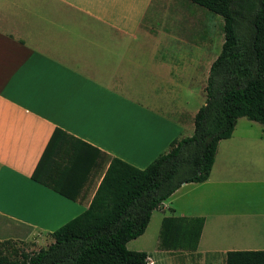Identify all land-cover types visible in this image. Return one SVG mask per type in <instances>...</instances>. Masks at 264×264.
<instances>
[{
    "label": "crops",
    "instance_id": "1",
    "mask_svg": "<svg viewBox=\"0 0 264 264\" xmlns=\"http://www.w3.org/2000/svg\"><path fill=\"white\" fill-rule=\"evenodd\" d=\"M208 13L189 0H0V242L46 248L88 208L113 159L144 169L192 135L224 41L222 17ZM242 119L218 143L208 179L183 184L134 239L155 215L159 225L200 217L197 248L160 250L157 236L137 249L148 264L264 251V207L214 210L199 196L214 173L264 182V127L238 128Z\"/></svg>",
    "mask_w": 264,
    "mask_h": 264
},
{
    "label": "trees",
    "instance_id": "2",
    "mask_svg": "<svg viewBox=\"0 0 264 264\" xmlns=\"http://www.w3.org/2000/svg\"><path fill=\"white\" fill-rule=\"evenodd\" d=\"M189 1L221 16L224 35L192 135L144 169L113 159L88 208L54 231L53 243L26 253L2 241L0 264H148L127 243L144 233L152 212L183 184L208 179L218 143L231 137L238 118L264 126V0ZM202 225L200 217H165L157 248L195 250ZM225 264H264V251H228Z\"/></svg>",
    "mask_w": 264,
    "mask_h": 264
},
{
    "label": "rangeland",
    "instance_id": "3",
    "mask_svg": "<svg viewBox=\"0 0 264 264\" xmlns=\"http://www.w3.org/2000/svg\"><path fill=\"white\" fill-rule=\"evenodd\" d=\"M212 18L216 16L208 13ZM217 20H221L218 16ZM238 124L239 127L247 126V124H254L257 128L261 127L259 123H249L247 119H242ZM264 127V126H263ZM219 174L214 173L212 176L213 184L208 185L201 191H199V196L202 197V202L205 203V207L213 208L214 210L218 209H227V208H262L264 207V182H232L230 180L227 183H220ZM216 181V182H215ZM181 200V199H180ZM158 215H155L151 221L145 236L141 239L132 241L129 244V250L138 251L137 249H142V245H145L144 248H149V246L155 242L158 236L160 225L158 224ZM15 247L18 250L26 253L36 252L42 248H45L46 245L41 243H35L28 241L23 244L14 243ZM146 248V249H147Z\"/></svg>",
    "mask_w": 264,
    "mask_h": 264
}]
</instances>
